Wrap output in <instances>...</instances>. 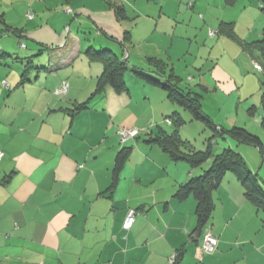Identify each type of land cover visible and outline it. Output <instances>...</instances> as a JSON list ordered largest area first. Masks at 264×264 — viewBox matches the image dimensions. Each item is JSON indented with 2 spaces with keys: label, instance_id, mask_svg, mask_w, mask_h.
<instances>
[{
  "label": "crops",
  "instance_id": "0c3cea01",
  "mask_svg": "<svg viewBox=\"0 0 264 264\" xmlns=\"http://www.w3.org/2000/svg\"><path fill=\"white\" fill-rule=\"evenodd\" d=\"M115 8L123 9L120 20ZM263 8L264 0H0L1 51L25 57L47 48L34 59L42 69L28 71L25 79L24 63L0 60V264H169L180 248L186 250L181 264H264V216L233 175L216 192L215 210L202 233L196 200L174 198L193 175L190 167L173 162L157 146L131 141L134 149L120 182L108 192L117 153L129 145L120 144L117 130L145 127L161 113L178 111L160 91L128 71L126 93L106 87L88 110L74 118L65 112L91 98L104 71L84 53L95 45L82 33L90 28L98 47L113 49L152 77L147 58L162 59L176 71L171 54L183 55L186 45L187 50L194 45L201 66L181 74L186 82L237 93L236 117L253 108L250 116L259 125L249 126L244 113L245 122L231 118L227 125L244 127L264 143V90L261 83L259 97L249 100L256 92L247 87L252 56L245 45L262 37ZM9 27L19 31L7 32ZM81 76L88 81L86 96L83 82L76 87ZM179 78L182 87L189 85ZM63 81L70 91L59 96L55 91ZM251 84L256 91L255 81ZM185 130L182 136L194 139L195 129L189 135ZM236 150L247 162L244 150ZM130 210L140 215L127 232L123 223ZM209 232L218 237V250L204 256L198 251Z\"/></svg>",
  "mask_w": 264,
  "mask_h": 264
},
{
  "label": "trees",
  "instance_id": "16d2710c",
  "mask_svg": "<svg viewBox=\"0 0 264 264\" xmlns=\"http://www.w3.org/2000/svg\"><path fill=\"white\" fill-rule=\"evenodd\" d=\"M107 1L109 2L110 0ZM68 12L71 13L72 11ZM262 12L264 14V8ZM115 13L116 15H120L116 16L117 19L120 20L122 18L121 15L124 12L122 8H115ZM31 16L33 15L30 14L28 19L32 20L33 18H30ZM222 27L225 30V24ZM229 28L230 29L228 30L231 31L232 28ZM6 30H8L7 32H12V30H14V34L19 31L18 29H11L10 27ZM127 34L128 33L124 34L123 40L127 39ZM87 41L92 44L89 37L87 38ZM20 44L21 50L27 48L23 41H21ZM245 45H247V48L249 47L248 52L255 60L256 64L261 66V71L257 70L254 66L255 70L264 75V28L260 40ZM103 48L98 51L94 44L88 45L87 50L84 52L90 62H100L104 68L102 75L98 78L94 94L87 102L78 104L72 110L65 112H70L69 115L74 118L82 111L88 110L89 103L98 95H102L106 87L112 88L117 95L126 93L128 87L125 75L128 71L135 73L138 77V81H140L143 86L149 85L151 88L156 89V91H160L165 95L169 103L175 106L178 111H173L165 115L161 113L162 116L160 119L150 123L148 126L141 127L140 129L136 127L126 128L137 129L139 131V135L128 140L126 143H122L118 135L119 131L125 128H122L121 130H119V128L116 132V136L121 145H126L128 143L130 145V143H132L131 141H143L146 144L159 147L173 162H183L188 164L193 175L190 176L184 184L180 185L174 198L177 200H184L193 197L194 200H196L197 231L202 233L205 228H208L209 221L211 220L216 207L214 197L220 186L223 184L225 177L228 175H233L237 178L244 188L246 200L255 206L264 216V188L260 184L258 175L253 174L250 171L244 157L235 147L225 143L226 141L233 140L238 144H247L257 148L262 154L264 152V143L262 139L257 135L248 132L244 127H219V125H217L214 120L203 111L202 96L194 94L189 87H182L181 79L174 70L168 69V65L164 60L155 57L147 58L146 65L149 67V71L155 74V77H152L147 75V71L144 69L131 67L129 62L122 60L121 56H118L113 49L107 47ZM46 49V47H42L36 56L30 55L20 57L17 55H6L1 51L2 48L0 47V60L13 59L15 63H24V74L22 76L23 79H25L28 71L33 72L42 69V67L34 65V59L37 56L41 57ZM49 71L52 72V69ZM6 83L9 85L7 81H3L2 83L4 88H6ZM66 83L68 82L63 81L58 86L55 93L60 91ZM261 83L262 89L264 90V80H261ZM188 86H190V84ZM6 89L10 90L11 86ZM261 102L263 107L261 127L264 131V92L262 94ZM248 112L252 116L255 115V109L253 108L249 109ZM185 127L192 128L185 130L188 135L189 133L192 134V130L195 129V132L193 131L194 139H185L184 136H182V129ZM143 132H146V134H143ZM129 145H126L117 153L115 167L111 178V186L108 189L109 193H113L117 188L120 182L121 173L127 161L130 159L134 148ZM201 145L204 150L199 151L197 146L200 147ZM0 152L4 155L3 151ZM130 212H134L135 221L128 230L124 229V221L123 229L127 232L132 229L137 217L140 215L136 210H130L127 217ZM210 234L216 237L219 245L218 237L212 234V232ZM205 238L206 234L204 235L203 241ZM218 245L215 252L211 254L204 253L202 255L206 256L215 254L218 250ZM185 253V248L178 249L177 253L170 257L169 264H181ZM172 257L173 262L171 263L170 261Z\"/></svg>",
  "mask_w": 264,
  "mask_h": 264
},
{
  "label": "rangeland",
  "instance_id": "374dc122",
  "mask_svg": "<svg viewBox=\"0 0 264 264\" xmlns=\"http://www.w3.org/2000/svg\"><path fill=\"white\" fill-rule=\"evenodd\" d=\"M90 29V28H89ZM89 29H86L85 31H82L83 33H85L87 35V37H90V33H91V41L93 43H95V46H97L98 49L96 50H101L100 47H98V42H96V31H94L93 29L92 32L89 31ZM94 35V36H93ZM186 45V44H185ZM188 45L185 46V51L184 54L182 55L180 54H175L172 53L171 56V63L173 64L174 68L176 69L175 73L178 74L179 76L183 77V84H189L188 82H186V78L184 77L186 74L187 76L193 73V70L196 66H201L200 64V60L198 59L199 55H197V51L198 49L194 46V45H190L189 49L187 50ZM106 48V47H104ZM103 48V49H104ZM173 50L175 51L176 49L173 48ZM165 57V55H163ZM181 57L179 60L178 58ZM178 57V58H177ZM228 58H225V60ZM256 64L255 60L252 58V60H248V67H247V76L249 77V82L247 84L248 90L252 91V92H256V94L252 95V97L249 98V100H251L254 97H259V92H260V86H261V80H264V75L263 74H259L258 72H256L254 70V65ZM172 66V65H171ZM212 67V66H210ZM216 70V69H214ZM186 72V73H185ZM220 72V70H218L217 68V74ZM230 73L235 76V71L234 70H230ZM183 74V75H181ZM240 75V73H239ZM237 76V75H236ZM251 81H255V88L256 91H254V85L251 84ZM84 90H83V96H86L85 92L87 91L88 88V81L84 80L81 77H78L76 79V87L78 88V86H80V84ZM185 87V85H183ZM194 93V94H198V95H203L204 99H203V109L204 111L211 115V117L214 120H217L218 123H224L225 126L227 128H233L229 127V119H233V122H239V120H241V122H245L246 117H249L251 120H248V125L249 126H254V127H258L259 124H256L255 120H253V118L246 112V110H242L240 112V115L243 116L244 113V118H240L241 116L239 115L238 117L240 119H238V117H236V111H237V100H238V94H233L232 96L229 95V93L227 91H223V90H219V92H213V91H205L201 88V86H197L196 84H191L190 86H187L186 88H188ZM69 88L67 92L64 93V91H62L60 94V96H64L66 94L69 93ZM212 90V89H210ZM57 94V92H56ZM248 106V105H247ZM159 111H161L159 109ZM159 111L157 109L156 113L159 114ZM254 116V115H253ZM140 124V123H139ZM123 127H121L119 130H121ZM138 129H140L141 127H136ZM189 129H192L191 127H187ZM262 128V127H261ZM146 134V132H143V134ZM262 133H263V138H264V131L262 128ZM149 134V133H148ZM145 137V135H144ZM232 142V144H234V147L236 149L240 150H244V154L247 157V164H248V168L250 169V171L253 174H257L260 184L261 186L264 188V152L261 154L260 151L250 145L247 144H238L237 142L230 140ZM164 153V152H163ZM234 193H237L238 190L234 189L233 191ZM235 195V194H234ZM238 199V197H237ZM233 200V199H232ZM130 213H134V212H130Z\"/></svg>",
  "mask_w": 264,
  "mask_h": 264
},
{
  "label": "built area",
  "instance_id": "2783aa9c",
  "mask_svg": "<svg viewBox=\"0 0 264 264\" xmlns=\"http://www.w3.org/2000/svg\"><path fill=\"white\" fill-rule=\"evenodd\" d=\"M30 18H33V17L31 16ZM254 66L257 70L261 71L260 65L255 64ZM68 87H69V84L66 83L61 88L60 91H57V94L61 93L62 91H64V93L67 92ZM118 135L121 139V142L126 143L128 140H131V139L135 138L137 135H139V131L137 129H126L125 128V129H122L121 131H119ZM3 156H4L3 153L0 152V160L3 158ZM134 221H135V214L130 213L125 220L124 229H127V230L130 229L131 226L133 225ZM217 245H218V240L216 239V237L212 236L210 233H207L206 238L203 241V244L199 249V253L200 254H204V253L211 254V253L215 252ZM170 262L171 263L173 262V257H172Z\"/></svg>",
  "mask_w": 264,
  "mask_h": 264
}]
</instances>
